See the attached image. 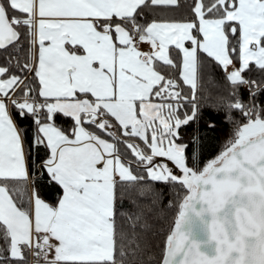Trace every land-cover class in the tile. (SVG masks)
Instances as JSON below:
<instances>
[{"label":"snow or ice","instance_id":"6c2138e0","mask_svg":"<svg viewBox=\"0 0 264 264\" xmlns=\"http://www.w3.org/2000/svg\"><path fill=\"white\" fill-rule=\"evenodd\" d=\"M0 264H264V0H0Z\"/></svg>","mask_w":264,"mask_h":264},{"label":"trees","instance_id":"16d2710c","mask_svg":"<svg viewBox=\"0 0 264 264\" xmlns=\"http://www.w3.org/2000/svg\"><path fill=\"white\" fill-rule=\"evenodd\" d=\"M231 131V125H226L225 126V131L220 133V135L218 136V138H216L215 140L212 141V146L211 147H214V151H211V156H214L216 154L219 153V151L222 149V145L224 144L225 142V135L227 133H230ZM211 150V149H210ZM211 156H208L206 155L205 156V160L211 158ZM184 191L183 189H178L176 188L175 185H172L167 193H166V197L167 199H170V200H174L175 203H176V207L173 208L170 212V219H172L174 221V217L175 215L178 213V205H179V202L180 200L182 199V196L184 195ZM127 202V197H125V203ZM167 223V222H165ZM158 243V241H157Z\"/></svg>","mask_w":264,"mask_h":264},{"label":"water","instance_id":"95a60500","mask_svg":"<svg viewBox=\"0 0 264 264\" xmlns=\"http://www.w3.org/2000/svg\"><path fill=\"white\" fill-rule=\"evenodd\" d=\"M248 190L250 192L257 191V189H256V187L254 185H249L248 186ZM240 214H241V216H242V218H243V220L245 222H248L251 219V217H250V210L246 206H242L241 207ZM196 234H197L198 238H200V239H206L207 238L206 233L200 227L197 228Z\"/></svg>","mask_w":264,"mask_h":264}]
</instances>
